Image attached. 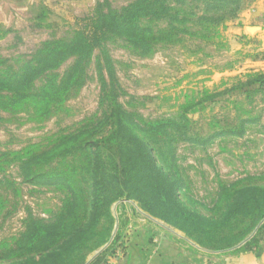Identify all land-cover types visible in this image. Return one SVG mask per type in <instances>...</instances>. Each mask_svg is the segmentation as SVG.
Listing matches in <instances>:
<instances>
[{
  "label": "rangeland",
  "instance_id": "rangeland-1",
  "mask_svg": "<svg viewBox=\"0 0 264 264\" xmlns=\"http://www.w3.org/2000/svg\"><path fill=\"white\" fill-rule=\"evenodd\" d=\"M136 1L0 0V77ZM242 2L218 38L191 24L146 46L110 34L85 57L50 60L27 87L0 88V264H65L69 253L68 264H110L143 236L168 256L258 250L264 0ZM119 125L128 137L111 135Z\"/></svg>",
  "mask_w": 264,
  "mask_h": 264
},
{
  "label": "trees",
  "instance_id": "trees-1",
  "mask_svg": "<svg viewBox=\"0 0 264 264\" xmlns=\"http://www.w3.org/2000/svg\"><path fill=\"white\" fill-rule=\"evenodd\" d=\"M143 1H147L143 6ZM166 2H173L175 7H170ZM191 3H200L203 7V12L198 13L194 10L185 11L179 9V7H187ZM242 0H137L136 2L122 8L120 13L115 11H108V13H99L94 27V35H88V33H81L82 35L76 40L69 42H54L55 47L51 45H45L40 51V55L25 61V64L21 68V73H12L10 77H0V88L8 89H20L27 87L32 83L36 76L49 67L48 63L51 61H58L60 58L68 56L72 53L80 56H87L90 54V49L92 45L110 34H119L120 36L125 35L130 43L136 45L138 42L146 46L149 42L172 40L175 36L180 33H184L182 25L191 24L196 26L197 32L194 34H200L202 37L206 38H218L220 36V28L224 24L237 16L238 12L242 8ZM196 8V6H195ZM198 8V6H197ZM150 17L154 21L153 28L151 26H146L145 24H139V18ZM161 20L166 22V26H160L157 22ZM91 37L92 42L87 39ZM72 42V43H71ZM71 54V55H72ZM18 74V78L13 77ZM15 78V79H14ZM15 83V84H13ZM111 135L118 137H128L129 134L125 132L121 125L113 130ZM93 145H91L92 147ZM100 149V148H98ZM93 157H96L99 152L96 150L91 151ZM88 150V151H89ZM35 157L28 161V163L33 162ZM94 162V161H93ZM149 168L152 165L156 168L154 161L148 158L147 164ZM95 165V162H94ZM152 169V168H151ZM262 192V190H259ZM249 196L240 195V204L237 207L236 212H245L249 209L245 206L250 202ZM261 201V200H260ZM261 202L256 203V209L259 210L262 207ZM83 226L78 228L80 231ZM83 239L89 237L83 236ZM104 239H102L103 241ZM84 246V245H83ZM97 246L92 244L90 249ZM48 256L55 257L56 259L61 258L62 254L56 253L54 256L48 254ZM40 257V255H39ZM77 254L69 253L66 255V262L68 264ZM42 258V256H41ZM98 259L91 264H95Z\"/></svg>",
  "mask_w": 264,
  "mask_h": 264
},
{
  "label": "crops",
  "instance_id": "crops-1",
  "mask_svg": "<svg viewBox=\"0 0 264 264\" xmlns=\"http://www.w3.org/2000/svg\"><path fill=\"white\" fill-rule=\"evenodd\" d=\"M142 242H137L134 248L127 250L125 257L116 256L110 264H150L151 258L157 264H264V241L256 251L244 252L236 255L207 256L198 253L168 256L165 252L151 246V240L146 236L141 237ZM153 245V243H152ZM137 260V261H136Z\"/></svg>",
  "mask_w": 264,
  "mask_h": 264
}]
</instances>
